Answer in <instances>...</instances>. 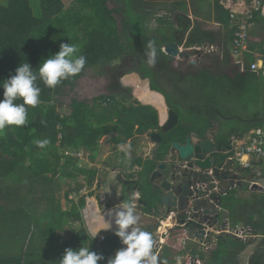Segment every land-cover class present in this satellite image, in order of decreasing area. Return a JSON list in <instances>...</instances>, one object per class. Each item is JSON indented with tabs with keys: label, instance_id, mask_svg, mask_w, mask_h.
<instances>
[{
	"label": "trees",
	"instance_id": "obj_1",
	"mask_svg": "<svg viewBox=\"0 0 264 264\" xmlns=\"http://www.w3.org/2000/svg\"><path fill=\"white\" fill-rule=\"evenodd\" d=\"M7 1V5H0V85L15 74L16 68L21 63L29 62L34 71H38L40 63L49 55L58 52L61 43L80 46L81 54L85 55L87 63L81 73L62 81L55 88L46 87L38 77L36 83L41 88L40 103L36 107L26 105L28 124L26 126L8 125L0 132V151L2 154L0 158V199L5 189L3 180L9 179L16 183L17 180L25 179L26 185L24 186H30L33 193L31 198L33 203L38 208L39 202L35 196H42L41 202L47 205L49 210L43 211V215L39 216L37 212L32 210L19 208L11 212L0 205V212H4L6 224L14 220L15 227L22 223L23 219L30 222L33 219L31 214L36 215L40 225L45 224L49 218L50 226L48 228L46 226V230L49 233L54 231L52 239L57 237L59 242H64L65 247L63 249L88 246L91 251L104 255L105 259L98 261V263H103L119 245V237L114 234L111 236L112 238L106 237L105 240L98 243L90 239L85 227H81L79 231L70 228V218L73 221L82 222L83 216L81 217L78 210L74 211L73 207L64 209L65 201H72V199H69L71 193L70 190L66 189L67 184L61 182L62 176L74 178L75 182L72 189L79 192L94 185L98 177V170L79 164V158L65 154V152L83 151L89 153L90 161L95 163L99 154L100 140L103 136L116 130L118 135L110 138V141L114 144H124L136 134L145 135L152 131H160L164 123L159 121L155 107L142 105L127 107L111 95H100L92 103L88 100L72 98L70 111L63 114L58 111L60 104L57 98L63 93L66 86H76L80 77L85 75L87 68L95 67L101 63H111L119 59L121 56L118 55L117 50L120 47V50H123L122 42L124 43V41L122 37L127 41L131 37L136 38L129 33H137L136 30L139 28L130 25V31L128 29L123 30L122 34V31L119 33V23L114 14L122 10L110 8L108 0H76L70 7H66L63 0H40L39 6H33L31 0ZM37 7H40V10L36 12L34 8ZM251 9L254 12V21L261 18V11ZM228 13L226 15L228 18L225 19L226 24H229L232 19L233 9L230 8ZM163 22L167 23V21ZM110 23H116L115 27L108 28ZM122 24L124 29L128 26V22L125 20L122 21ZM171 24L173 22L168 20V25ZM188 28L189 24L186 25L184 32ZM97 32L106 34V36ZM234 34L235 31L232 34L233 38ZM209 40H211V36L208 32H199L195 28L186 43V47L195 44L201 46ZM149 41L144 43L141 40L137 41L138 44L142 45L144 51L142 53L145 56H147ZM156 41H158L155 45L158 53L156 65L163 67L165 72L167 71L166 74L168 73L170 76L167 82L171 89L167 92L166 81L159 83L155 67V74L149 71L147 73L143 71L146 70L145 66L141 67L142 74L144 77H151L152 90L159 92L158 94L155 93L157 95L152 94L150 96L153 102L159 105L160 101L157 97L164 95L168 108L175 110L179 114L180 120L174 129L167 133L162 132L161 150L155 152L152 158L149 157L144 160L141 157H136L131 161V167L147 164L145 172L147 185L144 188L149 187L150 190L152 188L148 182L150 174L159 162L166 160L165 158L169 155L175 141L185 143L187 137L192 135L199 139H206L210 132L213 133L216 121H222L224 126V123L229 120L232 123H228L227 130L221 132V129L215 134L214 139L221 149L231 144L233 137L242 138L251 131L264 126L263 73L257 74L250 70L241 72L234 66L230 71L231 74L226 72L228 70L226 67L222 73H217L213 68L201 67L195 71L187 70L185 75H180L171 70L174 57L166 54L163 50V46L167 42L166 38L162 37ZM111 42L116 44V49ZM129 46L130 49L126 52L127 54L132 52L131 44ZM253 59V56H248L247 68ZM219 63L223 64L220 59ZM222 66L224 67V65ZM189 81H194L197 84L195 85L197 87L195 92L192 91L195 90L193 88L189 90L188 85L182 89L178 84H175L185 85V83L189 84ZM203 89H221L222 93L230 98L235 95L245 96L248 102L252 100V105L255 108L253 110L248 108L245 116L237 114L228 116L227 113L219 111L216 106L204 109L201 107L204 106L203 100L215 98V95L205 93ZM3 91L2 86H0V99H3ZM190 91L195 95L189 94ZM189 96L196 99L194 101L196 103L191 107L188 106L193 101L188 99ZM122 98L127 99L124 95ZM15 102L23 103V100L18 98ZM144 109L150 112L141 111ZM188 111H195V114H190ZM45 140L48 141L47 144L43 146L38 144V142ZM130 175L133 177V173ZM248 190L250 193L248 197L237 198L238 195L232 189L229 194L224 196L223 207L230 213L228 218L230 217L234 223L245 221L247 226L252 227L254 234L263 237L262 250L254 257L252 264H264V192L253 190L249 188V185ZM16 192L15 187H9L7 200L10 201L11 196ZM43 192L51 194L43 197ZM146 192L147 190L144 189L142 193L144 199L147 198ZM52 196H56V198H51ZM235 204L238 206L236 207ZM85 205L86 196H83L79 200V206L85 207ZM6 211H9L11 215ZM230 218L229 220H231ZM232 225L236 224L232 223ZM226 243H232L230 248H223ZM219 245L217 254H219L218 258L222 264H237L236 256L246 247L242 240L235 239L231 235H223ZM0 262L21 264L20 258L9 261L0 259Z\"/></svg>",
	"mask_w": 264,
	"mask_h": 264
},
{
	"label": "rangeland",
	"instance_id": "obj_2",
	"mask_svg": "<svg viewBox=\"0 0 264 264\" xmlns=\"http://www.w3.org/2000/svg\"><path fill=\"white\" fill-rule=\"evenodd\" d=\"M39 1L40 0H31L33 6H39ZM66 4V7L72 6L76 0H63ZM185 2V0H183ZM182 2V3H183ZM8 1L6 0H0V5L4 4L7 5ZM141 3L145 6V10H143L141 13L138 12L137 10L140 8ZM171 3V2H170ZM124 5L126 6H121V7H126L125 13L123 12H116L115 16L118 21V29L119 33H123V30H128L130 28V25L135 27H138L139 29L136 30V32L129 33V35H134L135 37H131L128 39H124L122 37V49H118L117 53L118 55L120 54V58L117 60H114L111 63H101L95 67H90L87 68L85 71V75L80 77V79L77 81V85L72 87V86H66L64 88L63 93L58 96V102L60 106L58 107V111L63 114V113H68L70 111V101L72 98H78V99H84L88 100L90 103L94 102V99L100 95H113L115 96V100H121L122 97L119 96L125 95L126 96V106H133L137 105V103H144V104H149L145 106H151L152 108L155 107L158 115H159V121L164 123L168 117V105L166 103V98L164 95H161L160 97H157L158 100L160 101V104H155L153 102V99L150 98L152 94L157 95L159 92H154L150 91L149 86H151L152 79L149 77H144L143 72L140 71L141 67L145 66L146 71H148L152 74H155V69H157V75L159 79V83H163L166 81L165 85L167 86L168 84V78L170 77L168 73L163 70V67L157 66H149L145 61H147L148 57L143 54V47L142 45L138 44V40H141L142 43L145 41L153 40L154 42L157 39H161L162 37L166 38L168 42V34L165 36V28L168 29V8H171V6H168V0H137V6L135 0H108V5L111 8H117L118 5ZM171 5V4H170ZM143 6V7H144ZM137 7V10H135ZM198 7V6H196ZM202 8H205V6H201ZM35 11L37 12L40 10V7L34 8ZM172 18V17H171ZM125 20L128 22V26L124 29L122 21ZM167 21V23H163V21ZM175 20V18H174ZM172 21V19L170 20ZM173 22V21H172ZM116 23H110L108 28L115 27ZM128 27V28H127ZM107 28V29H108ZM130 31V29L128 30ZM127 31V32H128ZM162 32V34H160ZM168 32V31H167ZM104 36L106 34L99 33ZM162 35V36H161ZM159 41V40H158ZM158 41L155 42V45L158 43ZM131 44L132 52L127 54L126 52L129 51ZM113 45L114 49H116V44L111 42ZM166 44V43H165ZM164 44V45H165ZM164 47V46H163ZM202 48V47H201ZM191 49V48H189ZM200 49V48H198ZM207 50V49H206ZM193 56L189 60H184L182 63H177V58L174 60L175 64L174 66L177 65L179 67H174L173 65L171 66V70L180 74V75H185L187 70L188 71H195L197 68H203V67H209L213 68L214 70L219 71L224 65V69H228L227 67L231 65L230 58H224L221 60L223 62L219 63V59L211 53H208L207 51H198L202 53H197L196 51L192 50L190 51ZM133 57L135 59H133ZM142 58V63H138V59ZM190 63L194 65H189ZM194 62H197L194 63ZM228 64V65H226ZM140 66V70L138 69ZM193 66V68H192ZM155 67V69H154ZM161 68V69H160ZM231 74V72H229ZM166 75V76H164ZM165 78V80H164ZM115 82V83H114ZM116 82L119 83L116 86ZM113 83V84H112ZM112 84V85H111ZM180 86V88H184L188 85L189 90L192 88L195 90H192L193 92L196 91V83L194 81L190 82L189 84L185 83L180 85L179 83H175ZM218 88V86H216ZM167 92L169 89H171V86L168 85ZM205 93L208 94H214L215 98H212L208 100L205 98L203 100V105L201 106L204 109H208L212 106H216L219 111L221 110L224 113H227L228 116H233L235 114L237 115H244L246 114V111L248 108L254 109L255 106L252 105V100L248 102V99L245 98V96H238L235 95L233 97H226L221 89L216 90V89H203ZM157 93V94H155ZM161 94V93H160ZM189 94L195 95L191 91ZM190 101H193L191 105L188 107H191L193 104H195L196 99H194L192 96H189L188 98ZM150 102V103H149ZM200 103V102H197ZM152 104V105H151ZM147 109L141 110L146 112L150 111H145ZM138 113H140L138 111ZM188 113L195 114V111H188ZM195 118V117H194ZM207 118V117H205ZM228 123H232V121L227 120L226 123L222 121H216L213 130L216 132H220L221 129L223 131H226V126ZM226 124V125H225ZM159 131V130H158ZM118 135V131L114 130L110 134L103 136L100 140L101 144L99 147V154L97 158V162L94 163V165L99 164V166L103 169L100 171V177L103 180H106L108 177L109 170L107 167L114 166V167H121L125 171V176L129 177L131 175H128L129 172L133 171L130 165V161L134 157L142 156L141 158L147 156V154H150L151 156L154 155V151L152 150L153 148V140L151 139L150 135H139L135 137V142L132 143V149L130 153V158L125 156V154L121 151H119V146L115 145L113 142L110 141V138L116 137ZM131 143V141H128ZM127 142V143H128ZM65 154H71L72 156H75L79 158L78 162L81 165H85L87 167H90L91 165L93 167V164H91L90 159H89V153L82 152V155L79 157L78 153L75 151H66ZM1 151H0V158H1ZM175 159L174 157H170L169 159ZM126 161L129 163L126 166ZM112 163V165H111ZM146 165L144 164L143 170L140 172L141 176V183L144 185V187L147 185V182L145 181V172H146ZM91 166V167H92ZM138 171V169H136ZM139 172H136L134 170L133 176L138 175ZM62 184H67L66 189L70 190L71 195H69V199L71 198L72 201H65L64 204V209H71L72 207L74 208V211H79L81 213V217L83 216L82 221H84V215H83V210L84 207L79 206V202H76L80 200L83 196L86 195V200H90L88 198V189L95 187L96 186V181L92 187H87L84 188L82 191L76 192L75 189L73 190L72 185L74 184L75 180L74 178L71 177H65L62 176ZM1 183V182H0ZM4 184V191H3V196L0 199V205L2 207H5V210H9L11 212H14V210L23 208L25 210H32L34 212H37L39 216L43 215V211H48L49 207L45 205L43 202H41V197L42 196H35L36 200H38V208L35 203L31 200L32 198V192L30 189V186H24L26 185V180L21 179L20 181L17 180L15 183L14 181H10L9 179H5L2 181ZM69 183H72L71 185ZM17 184V185H16ZM70 185V186H68ZM248 185L245 184L243 187L236 188L234 189V193L238 195L239 191L241 192H249L248 190ZM15 187L16 188V193L11 196V202L7 200L8 195H7V189L9 187ZM106 188V184H105ZM146 189V188H144ZM103 192V196H104ZM46 194V195H44ZM51 193L43 192V197H47ZM246 195V194H245ZM105 197V196H104ZM51 198H56V196H52ZM94 199V198H92ZM237 207L238 205L235 204ZM9 211H6L8 213ZM85 213V211H84ZM10 214V212H9ZM11 215V214H10ZM33 219L28 222V220L23 219V222L20 224H17L16 227L14 225V220L11 221V223L6 224L5 218H4V212H0V259L3 260H15L20 258V263L22 264H59V260L61 259L62 255L64 254L65 247L64 242H59L57 237L52 239V235L54 233L47 232V228L50 226V221L49 218H47L46 223L43 225H40L38 223L36 215H32ZM36 218V219H35ZM70 222V228L75 229L76 231H79L81 227H84L83 222L78 221L77 223L73 221V219H69ZM87 222L88 219L85 220V224L87 227ZM165 226H168V221L164 223ZM47 226V228H46ZM85 227V228H86ZM16 228H18L16 230ZM88 229V227H87ZM159 231V230H157ZM56 232L60 235V233L56 230ZM263 242V238L261 239H254L250 242L249 245H252L250 248L249 254H246L244 259H242L241 263L243 264H252V260L254 259L255 256L258 255L259 251L262 250L261 243ZM67 245V244H66ZM232 243H226L223 248L227 249L230 248ZM88 247V246H86ZM108 259L104 261L103 263H98V264H107ZM3 263V262H2ZM11 263V262H4V264ZM13 263V262H12ZM15 264V263H14Z\"/></svg>",
	"mask_w": 264,
	"mask_h": 264
},
{
	"label": "crops",
	"instance_id": "obj_3",
	"mask_svg": "<svg viewBox=\"0 0 264 264\" xmlns=\"http://www.w3.org/2000/svg\"><path fill=\"white\" fill-rule=\"evenodd\" d=\"M135 2L137 6V0H135ZM182 2L183 0H168V6H171V8H168V18H169L168 20L172 19L173 21V24L168 25V29H166L165 31V35L167 36L168 34V40H170L169 38H172L171 40H173V42H177L181 48H187V49L197 48L198 49L199 47L200 48L199 51L205 50L208 53H211L213 56L215 55L220 60H223L224 58L228 57L230 58L232 62L231 64L232 67L234 68L235 66L236 69L241 70V65L237 62V58L233 54L234 38L232 34H233V31H235V26L238 20L242 17H245L246 13H248V10L252 12V9H251L252 6L248 4L245 7L242 0H185V2L183 3ZM141 5L142 6H140L138 10H137V7L135 9L140 13L143 10H145V6L143 5V3H141ZM121 6H126V4L124 5L121 4V5H118L117 7L121 9L122 10L121 13L123 12L124 14L125 13L124 10H126V7H121ZM201 6H205V8H202ZM230 8L233 9V15H232V19L230 23L226 24L225 19L228 18L226 17V15L229 14L228 11ZM259 11H261L260 13L261 18L259 19L257 18V20L255 21L253 18L250 21V25H251L250 26V41H249L248 50L244 51L240 56V59H242L246 63H247L248 56L250 55L254 57L252 61L257 60L260 56H264V6ZM188 24H189V28L186 30V32H184L185 27ZM195 28L199 30V32H208L209 35L211 36V40L207 41L204 45H201V46L195 44L194 46L186 47V43L188 42V39L192 31ZM180 41H182L181 44H180ZM197 53L200 54L202 52H197ZM227 68H228V70L226 71L227 73L232 71V68H230V66ZM224 70L225 69L222 66L219 71L217 70L216 71L217 73H222L224 72ZM259 129H262L264 132V126H263L261 128H257L251 131L249 134L245 135L241 139L237 137H233L231 141H236V139H240V141L245 142L249 137H251ZM215 134L216 133L213 130V133L210 132V134L208 135L206 139H212L213 142L216 144L217 149L220 150V148L217 145V142L214 139ZM191 137L193 138V140L199 139L198 137L194 135H192ZM174 156L177 159L178 157L177 152L171 148L169 155L165 159L167 158L169 159L170 157H174ZM139 157H142V156H139ZM149 157L151 158V155L147 154V156L143 157V159L146 160ZM126 162H127L126 163V166H127L129 162L128 161ZM253 162L254 163L252 164V167H250L248 171L247 169L244 170L243 168L240 167V169L244 170L243 174L245 175V178L247 180L253 176V172L264 167V163H258L255 160ZM90 163L94 165V163L92 162ZM161 163H163V161H161ZM91 166L90 168H93V166L92 167ZM94 166L100 167L99 164H96ZM107 168L109 172H107L108 177L106 178V183H105L106 188L104 186L103 190L105 191L104 193L105 198L111 199L110 200L111 203L108 205L109 206L111 205V208L113 207L112 209H115V208H119L121 203L125 201H132L135 204L136 214L140 217V220L138 221L136 227H139L142 230H145L152 235V238L154 240L153 254L156 255L157 257V264H160V262H165L166 264H174L175 262H177V260H181L182 262L188 261L186 264H188L189 261L190 263H193V264H222V261L218 258L219 254H217L218 246H220L219 245L220 239H218L219 241L217 243H211L208 247L200 245L198 241L192 239V240H186V242L184 241L179 242V243L176 242L175 246H170L167 242V244H164L161 248H157V243L159 242L160 237L163 233H168L169 231L168 234L170 238L172 233L178 228L176 226L178 218H176V216L172 214V212L171 214L168 213V207L164 204H161L159 202L160 200L159 198H156L153 196L152 194L153 191L150 190L149 187L146 188L147 190L146 199L143 198L142 200L136 201L132 199L131 193L130 192L127 193V191L125 192L123 196L122 189H121V183L119 182L118 175H119V172L121 171L125 173V171H123L124 169L121 167H114L110 165ZM135 168L140 171L143 170V166L136 165ZM156 169L157 167L152 171L153 174L156 171ZM100 171L101 170H98L99 179L101 178ZM148 182H152V180L149 179ZM245 184L250 185V182L246 181L244 185ZM137 191L141 192L140 189H138ZM258 191L264 192V190H258ZM249 195H250L249 192L239 191L237 198H246ZM76 202H79V200ZM106 209L107 208H105V205L102 204L100 206V204H98V202L94 198L86 202V205L83 210L84 221L82 222L84 224V227H86L85 220L88 219V222H87L88 229L86 227L87 233L90 239H96L97 242H102L103 240H105L106 237L112 238L111 236L115 234V230L117 227L114 223L113 218L107 215L108 210ZM223 210L224 211L221 217L222 216L228 217L230 213H228L227 209H223ZM166 221H168V226L164 225ZM108 222L112 224V227L109 229H103L108 226ZM230 222L236 225H240V226H247L245 221L234 223L233 220L231 219ZM96 232H97V235L94 238H92V235ZM212 235H215V234H212ZM234 238L238 240H242L236 237ZM261 238L263 237L254 234L249 239L242 240L246 244V247L243 250H241L240 253L236 256L235 260L237 264H243L241 263L242 259H244L246 254H249L250 248L252 247V245H249L250 242L254 239H261ZM121 247H124V245H122L121 241H119V245L114 249V252L107 259L111 258L116 253V251L120 249ZM193 260L194 262H192Z\"/></svg>",
	"mask_w": 264,
	"mask_h": 264
},
{
	"label": "water",
	"instance_id": "obj_4",
	"mask_svg": "<svg viewBox=\"0 0 264 264\" xmlns=\"http://www.w3.org/2000/svg\"><path fill=\"white\" fill-rule=\"evenodd\" d=\"M163 49L166 54L181 59L191 58L192 50L199 51L197 48L180 49V45L173 41L166 42ZM168 112L169 118L162 127L165 133L174 129L180 120L175 110L171 109ZM152 139L160 141L162 134L153 132ZM172 148L177 152L180 164L172 169L170 178L161 179V182L156 184L158 194L153 191V196L159 198V202L168 207L169 214L180 211L176 225L178 228L167 242L170 246H175L177 239H196L198 243L207 242L210 245L212 239L207 237L218 230L219 219L224 211L221 212V209H224V196L232 189L244 186V170L234 165L235 151L232 144L218 150L212 139L193 142V138L189 136L185 143L175 141ZM155 176L156 171L151 177L152 181L155 180ZM216 180L219 182V191L214 190ZM125 183L131 184L132 180H125ZM102 184V179H98L96 187L88 193V196L95 198L100 206L103 204L106 208L109 201H103ZM252 189L264 190V187L255 183ZM221 237L222 235L218 236L219 239ZM0 264L4 263L0 262ZM160 264L166 263L160 262Z\"/></svg>",
	"mask_w": 264,
	"mask_h": 264
},
{
	"label": "clouds",
	"instance_id": "obj_5",
	"mask_svg": "<svg viewBox=\"0 0 264 264\" xmlns=\"http://www.w3.org/2000/svg\"><path fill=\"white\" fill-rule=\"evenodd\" d=\"M157 55L155 42L149 41L147 44V64L149 66H155ZM86 63L87 59L85 55L81 54L80 46L71 43H61L59 51L45 58L40 63L38 71H34L29 62L21 63L16 68L15 74L11 75L0 85L4 90L3 99H0V132L8 125L26 126L28 124L26 105L36 107L40 103L41 88L36 83L38 77L46 87L55 88L62 81L81 73ZM18 98H22L23 103H16L15 101ZM147 135H150V133H147ZM199 140H193V142ZM47 143V140L38 142L40 146ZM131 149L132 145L130 142L119 145V151L123 152L128 158H130ZM171 160L173 159L171 158ZM235 163L240 167L237 162ZM120 173L123 179L132 178L130 176L126 177L122 171ZM130 174L132 173L129 172L128 175ZM98 179L97 177L96 184ZM102 182L101 194L105 192L103 188L106 180L102 179ZM95 187L88 189V193ZM134 193L131 196L132 199L139 200L141 198L140 192L136 190ZM88 198L92 199L93 197L88 196ZM107 215L113 218L117 226L115 235L120 238L122 245H124L108 259L107 264H157V257L152 252L154 240L149 232L136 227L140 217L136 214V206L132 201L121 203L119 208L109 209ZM75 222L77 223L78 221ZM111 227L112 224L108 222V226L103 229ZM96 235L97 232L92 235V238ZM93 240L96 241V239ZM104 259L105 257L102 253L91 251L89 247H79L77 249L69 247L65 249L59 264H98V261Z\"/></svg>",
	"mask_w": 264,
	"mask_h": 264
},
{
	"label": "built area",
	"instance_id": "obj_6",
	"mask_svg": "<svg viewBox=\"0 0 264 264\" xmlns=\"http://www.w3.org/2000/svg\"><path fill=\"white\" fill-rule=\"evenodd\" d=\"M245 7L249 4L255 11H259L264 6V0H242ZM244 7V8H245ZM247 9V8H246ZM254 18L253 12L248 10L245 17H242L238 20L235 26V35L233 40V54L237 58V62L241 65V71L250 70L252 72L264 74V56H260L257 60L250 63L249 68L246 66V62L240 59L241 54L244 51L248 50L249 41H250V21ZM199 48V47H198ZM180 49H183L180 47ZM241 139V138H240ZM236 139L233 141V148L235 150L234 161L239 164L244 170L252 167L253 161L255 160L258 163H264V132L262 129L257 130L251 137H249L245 142ZM239 140V141H238ZM78 153L79 157L82 155L83 151H75ZM245 157L248 159L245 160ZM213 171H211V174ZM245 181H249V187L252 188L253 184L258 183L260 186L264 187V167L253 172V176L248 180L245 178ZM215 191H219V182H215ZM223 209H221L222 212ZM178 218L180 216V211L172 212ZM218 230L212 232L207 238H211V243L218 242L219 235H231L242 240L249 239L253 233L251 226H240L232 225L229 218L222 216L219 219ZM169 233V231H168ZM168 233H163L160 237L159 242L157 243V248H161L164 244H167V239L169 238ZM215 234V235H212ZM167 237V238H166ZM187 239H179L177 242H186ZM196 240V239H195ZM200 245L208 247L207 242H199ZM153 252V249H152ZM188 262V261H187ZM187 262H182L177 260L174 264H186ZM188 264H193L189 263Z\"/></svg>",
	"mask_w": 264,
	"mask_h": 264
},
{
	"label": "flooded vegetation",
	"instance_id": "obj_7",
	"mask_svg": "<svg viewBox=\"0 0 264 264\" xmlns=\"http://www.w3.org/2000/svg\"><path fill=\"white\" fill-rule=\"evenodd\" d=\"M177 57H174V60L176 59ZM133 59H135L134 57H133ZM178 60H177V63H178V65H179V63H182V61H184V60H189L190 58H185V59H181V58H177ZM143 61H142V58L140 59H138V63L139 64H141ZM145 62H147V61H145ZM173 64H175V62H173L172 63V65ZM197 64V63H196ZM189 65H194V64H192V63H190V61H189ZM174 66V65H173ZM174 67H179V66H177V65H175ZM139 70H140V66H139V68H138ZM140 71H142V70H140ZM143 72V71H142ZM150 78V77H149ZM151 79V78H150ZM115 83V82H114ZM113 84V83H112ZM111 84V85H112ZM119 83H117L116 82V86L118 85ZM165 88H168V84H167V86L165 85ZM149 89H150V91H154V92H157V91H155V90H152V88H151V86H149ZM111 96H114V94L113 95H111ZM119 96H123V95H121V94H119ZM125 96V95H124ZM119 102H121L123 105H126L125 104V102H126V99H121V100H119ZM127 103V102H126ZM150 103V102H149ZM140 105H142V106H145V105H149V104H144V103H137V105H133L134 107H139ZM152 105V104H151ZM127 107H130V106H127ZM170 110V109H169ZM169 113V112H168ZM168 118H169V114H168V117H167V119H166V121L164 122V124L167 122V120H168ZM163 127V126H162ZM161 134H162V132H164L163 130H162V128H161V130L159 131ZM137 136H139V134H136L133 138H131V139H129V141H131V144L132 143H134L135 142V137H137ZM163 136V135H162ZM113 137V136H112ZM111 137V138H112ZM150 137H151V139H152V132L150 133ZM163 138V137H162ZM153 140V139H152ZM162 141V139L160 140V141H155V140H153V142H154V144H153V148H152V150L154 151V153L155 152H157V151H160L161 150V146H160V142ZM115 145H117V146H119L120 144H115ZM177 156H178V154H177ZM179 157V156H178ZM177 157V159H175V160H171V159H166V160H164L163 161V163H161V162H159L158 163V165H157V169H156V176H155V180L154 181H152V182H149V183H151V190L152 191H156V193L158 194V192H159V190L157 189L158 188V186L156 185L157 183H160L161 182V179H166V178H170V175H171V173H172V169L174 168V167H176V165H179L180 164V158H178ZM130 165H131V163H130ZM164 165V166H163ZM234 165L236 166V167H238V165L234 162ZM93 168H96L97 170H103L102 168H100V167H98V166H96V167H93ZM132 169H133V171H131L130 173H134V170L136 171V172H139L140 170H136V168H135V165L133 166V167H131ZM108 169V168H107ZM120 172H119V182L121 183V189H122V194H123V196H124V194H125V192L127 191V193L128 192H130L131 193V196H133L135 193V191L136 190H138V189H140L141 190V192H140V195H141V198L139 199V200H142L143 199V192H144V185L141 183V179H140V174H138V175H136V176H134V177H132V178H126V179H129V180H132V183L131 184H126L125 183V180L126 179H123V178H121V176H120ZM152 175H153V173L152 174H150V177H149V179H151V177H152ZM153 183V184H152ZM130 190V191H129ZM126 193V194H127ZM103 194V193H102ZM133 194V195H132ZM152 194H153V192H152ZM102 197H103V201H105V200H107V201H109V203L108 204H110L111 203V199L110 198H105L103 195H102ZM97 201V200H96ZM106 205V210H109V209H112L111 208V205L109 206V205ZM108 206V207H107Z\"/></svg>",
	"mask_w": 264,
	"mask_h": 264
},
{
	"label": "bare ground",
	"instance_id": "obj_8",
	"mask_svg": "<svg viewBox=\"0 0 264 264\" xmlns=\"http://www.w3.org/2000/svg\"><path fill=\"white\" fill-rule=\"evenodd\" d=\"M245 160H247V157H245Z\"/></svg>",
	"mask_w": 264,
	"mask_h": 264
}]
</instances>
